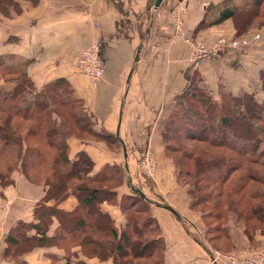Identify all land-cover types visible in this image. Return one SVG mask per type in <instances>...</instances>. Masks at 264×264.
Segmentation results:
<instances>
[{"label": "crops", "instance_id": "0c3cea01", "mask_svg": "<svg viewBox=\"0 0 264 264\" xmlns=\"http://www.w3.org/2000/svg\"><path fill=\"white\" fill-rule=\"evenodd\" d=\"M153 2L9 0L5 12L0 10V58L21 67L37 89L64 80L70 94L89 115L92 129L101 132L99 141L71 137L69 158L84 151L92 163L88 176L114 173L123 179L108 187L110 197L91 206L96 209L93 217L80 201V192H70L55 201L43 198L41 190L35 189L37 195L25 198L26 205H21L22 210L9 229L19 221L35 223L53 207L56 213L46 214L50 220L47 238L59 235V225H71L61 219L73 212L86 222L98 216V221H104L110 230L114 227L121 232L127 228V204L132 201L136 207L145 206L154 222V238L162 250L160 264H213L209 261L210 247L208 250L205 241L207 248L201 244L195 232L194 224L199 223L197 213L190 209L186 192L176 189L170 162L163 157L162 132L178 97L185 95L186 90L208 94L213 101L228 93L241 96L253 92L264 96L259 73L264 67V28L246 33L248 43L239 50L191 62L188 46L175 36V15L182 17L186 36L211 43L219 33H235L231 17L213 22L227 4L223 0H161L154 6ZM235 4L232 5H240V1ZM89 44H98L100 48L104 70L98 81L81 73L75 63L77 50ZM106 142H117L118 146L109 149ZM146 151L155 154L158 173L137 180L133 172ZM133 187L145 193L146 198H135ZM167 189L173 193L170 195ZM165 206L175 209L178 216ZM235 227L238 225L234 222L229 224L234 245L242 243V233ZM26 234L37 235L35 227H28ZM28 249L17 256L26 264L45 260L48 264H63L68 255L53 242ZM73 256L70 264H116L112 257L100 260L96 255L83 263Z\"/></svg>", "mask_w": 264, "mask_h": 264}, {"label": "trees", "instance_id": "16d2710c", "mask_svg": "<svg viewBox=\"0 0 264 264\" xmlns=\"http://www.w3.org/2000/svg\"><path fill=\"white\" fill-rule=\"evenodd\" d=\"M223 1L227 6L219 11L218 18L213 22L219 23L231 17L234 24L236 21L235 37H241L251 29L264 28V0ZM237 1H240V5L233 6ZM5 5L6 2L1 7L4 8ZM241 13L245 16H241ZM257 16L263 17L262 22L255 20L253 28L246 29L247 22L250 20L253 22L252 19ZM259 73L262 80L260 86L264 90V67ZM69 91L65 81L61 79L37 89L21 67L0 58V182L1 180L3 182V178L17 166L25 171L36 169L29 176L33 179L40 176L41 170L45 169L52 174L44 175L43 183L47 187V192L43 198L58 201L70 192H86L88 196L83 200V204L92 206L104 197H110L111 193L108 186L91 188L85 185L86 183L101 185L106 180L119 182V178L121 181L122 177L114 173L100 177L88 176L92 163L84 151L77 152L73 158H69V137L83 138L84 134L95 137L101 135V132L92 129L89 115L83 111L80 101ZM55 104L62 105L64 111ZM175 107L169 121L165 123L164 133L173 123L178 134L182 132L184 137L205 142L222 150V153H218L214 149L201 148L192 159L195 169L191 177L199 181L203 178L212 185L210 192L202 195L205 200L215 199L212 201V207L206 209L208 216L221 221L219 217L225 206L226 211L234 210L235 218L245 224L248 219L264 221V96L253 92L243 93L241 96L228 93L226 96H220L218 101H213L208 94L201 92L196 94L186 90L185 95L178 97ZM63 112L67 115L65 116ZM70 128L73 129L72 132L69 131ZM186 175L190 176L189 173ZM73 179L76 181L73 182ZM196 179L195 185H198L199 181ZM133 192L134 197L139 198V194ZM192 203L195 204L194 199ZM133 204L132 201L127 204L128 225L121 232H117L114 227L110 230L108 224L98 221V216L94 217L96 222L92 226L93 229L89 228V222L73 212L61 219L72 224L67 227L59 225V235L54 234L52 236L54 239L46 236L50 221L46 214H55L56 210L53 207L48 208L47 212H44V218L39 217L37 222L31 224L19 221L11 230V234L5 235L13 244L9 251L21 252L22 249H18L20 244H17L16 239L19 236L20 242L25 240H28V243L33 242L30 246L53 242L63 250L64 244L72 246L74 243H80L83 248L95 250L99 258L109 252L112 260L113 258L117 260L116 264L120 258L122 263L124 261L125 264H132L125 249L139 242L141 245L148 244L154 254L157 253L158 264L162 250L158 248L157 240L154 238L156 234L154 222L149 214L143 218L137 214L133 215L131 211ZM142 204L145 205V202ZM142 208L147 210L145 206H137V213ZM93 211L96 214L95 207ZM30 226L35 227L37 235L27 236V228ZM226 227L223 221L217 224L219 232ZM248 229L247 233L252 236L254 225ZM93 230L96 233L93 237L87 235ZM77 232H80L81 237L74 236ZM201 244L204 245L202 241ZM207 249L209 250V247ZM17 256L9 264H26ZM2 259L6 261V258ZM70 261L71 254H68L63 264H70Z\"/></svg>", "mask_w": 264, "mask_h": 264}, {"label": "rangeland", "instance_id": "374dc122", "mask_svg": "<svg viewBox=\"0 0 264 264\" xmlns=\"http://www.w3.org/2000/svg\"><path fill=\"white\" fill-rule=\"evenodd\" d=\"M5 2L9 4L8 3L9 0H0L1 12H5L3 10H5L6 7L5 6L4 8L1 7V5L4 4ZM240 15L245 16L242 13ZM176 16L177 15H175V19H174V32L176 31L180 32L179 34L180 38L183 39L182 41H184V43L189 48L188 61H190L189 56L193 48L198 50V48H201L203 46L212 47V45L217 44V42L230 43L234 41L235 42L239 41L241 39H245L248 41L246 37L247 34L242 35L241 37H235L234 35L230 36L222 32V33H219L218 36L211 43L205 42V40L199 37L198 38L190 37V43H188V41L185 38L186 33L184 31V26L180 25L179 22H176ZM252 20L253 22H251V20L250 22H247L245 26L246 29L247 28L249 29V27H252V25L255 23V20H259L260 22H262L261 20H263V17L257 16ZM258 24H261V23H258ZM232 27L234 30L235 28H237L236 21L234 24L233 19H232ZM92 45L94 44L85 45L83 47H89ZM81 48L77 50V53ZM77 53H76V58H75L76 67L81 73H84L83 69L80 68L79 64L77 63ZM90 78L94 80V78L92 77ZM187 102H189V100H187ZM55 106L60 107L61 111H64V108H62V105L55 104ZM63 113L65 114V116L67 115L66 112H63ZM175 128H176L175 124L171 123V126L168 128L169 130L165 133L162 132L163 133L162 147L164 151L163 157L166 158L167 162L168 161L170 162V165H171L170 170H171V174L175 177L176 189L182 192L183 191L186 192V194L189 196L188 200L190 204V209H192L193 211L195 210V212L197 213L199 223H195L194 227H195V232L199 236L198 238L202 242L204 240L207 246L210 247V250L217 251V252L219 251L220 253H225L227 257L226 259L231 262L235 261V264H256L257 258L260 257L262 255V252L264 251V229H263L264 221L261 220L260 222H256L254 220L248 219V221L245 224L243 221H240L237 218H235L236 215H233L235 214L234 210L226 211V209H224L225 206H223L224 208H222V212L219 217L221 221H219L218 219H214L211 216H208V214L206 213V209L212 207V201H215V199L205 200L203 199L204 197L202 198V195L204 196L205 193L210 192V188H212L211 187L212 185L208 183L209 181L203 178H202V181L201 180L199 181V179L197 180L196 178L193 179V177H191L195 169V166L193 164L194 161L192 159L195 157L196 154H198L199 151H201V148L209 149V150L214 149L218 153L219 152L222 153V150L220 148L210 146L206 144L205 142H200L192 138L184 137V135H182V132L181 134H178V131ZM21 131H23V129ZM69 131L72 132L73 129L70 128ZM71 137H75V136H71ZM71 137H69V139H71ZM80 138L82 139V137ZM83 138L84 139L87 138L90 140L97 139L99 141L97 137H92L88 134L87 135L84 134ZM106 144L109 147V149H113L114 147L117 148L118 146L117 142L116 143L106 142ZM73 145H76V143L73 142ZM151 153H152V157L154 158V162H155L154 169H153L154 172L152 174H146V173L143 174L141 170L139 169V159H140L139 158L137 160V165L135 166V171L133 172L134 173L133 175L134 177H136L137 180L143 179L144 177H152L158 173V166H159L158 163L159 162H157L155 154L153 152ZM119 157H122V156H119ZM22 167H25V166H22ZM35 170L36 169L25 171L23 168L21 170L19 166H17L12 171H10L8 175H6L3 178V182L2 180L0 182V264H9L10 261L14 259L17 256V254H19V252L9 251L11 250V247L13 244L10 243L8 239L5 238V235L11 234L12 231L11 229H9L10 225L11 223H13V221H15L18 215V211L22 210L21 208L24 205H26L25 198L29 197L30 195H31L30 197L36 196L37 194L34 192L35 189L39 191L41 190V192L44 195L47 192V187L43 183L45 180L44 175H48V174L50 175L52 174V172L45 171V169H43L41 170L42 173H40V176L38 175L36 179H33L32 177L30 178L29 177L30 174L35 172ZM186 173H189L190 176L186 175ZM20 177L23 178L22 180L23 183H21ZM195 179L199 181L198 185H195V182H196ZM75 181L76 179H73V182ZM119 182H120V178H119ZM119 182H116V181L111 182V181L106 180L101 185H98L97 183L96 184L86 183L85 185H89V187L91 188L101 187V186L114 187ZM121 182H122V179H121ZM166 191H168L170 195L171 193H173L171 189H167ZM78 196L80 198V201L81 200L83 201L88 196V194L84 192V193H79ZM212 196L210 198H212ZM192 199L195 200V204L192 203ZM218 200L221 201L220 198ZM17 201H20V203ZM199 201H202V202H199ZM19 204L20 206L23 204V206L21 207L19 206L20 207L19 209L15 208ZM87 207H88L87 213L88 214L90 213L92 215L91 217H93L94 216L93 208L89 204L87 205ZM132 208L133 210L131 211L133 215L137 214L138 216L143 218L145 217V215L148 214L147 210L143 208L142 210H139V211H142L140 213L139 211L137 213L136 206L133 205ZM87 221H90L89 222L90 227L95 224V221L93 219L91 220L87 219ZM222 221L227 225V227L221 232H219L217 228V224L219 222L222 223ZM232 222L235 223V226L238 225V227H235V230H238L239 232L242 233V237H241L242 243L240 244L234 245L233 240L235 241V239L231 237L232 235H231V230L229 229V224ZM251 225H254L255 227V230L253 229L254 233L252 234V236L247 233V230H249L248 228L251 227ZM94 234L96 233L93 230L87 235H89L90 237L91 236L93 237ZM75 235L76 237H80L79 236L80 234L76 233L74 234V236ZM230 238H232L233 240L231 241ZM16 239H17V244H20V247H18V249L19 250L22 249L21 251L25 250L26 249L25 247H27L28 249L29 246L33 244L32 242L26 245L25 241L20 242L21 238H19V236H17ZM88 242H89V239H88ZM88 242H86L85 245H87ZM63 246H65L64 251H66L68 254H72L74 256L76 255L75 257H77V259L83 263H86L85 262L86 260H89V258L95 257L97 254L95 250L88 249L87 247L86 248L81 247L80 243L74 246L73 245L69 246L68 244H64ZM31 247L28 249V251L31 250ZM125 250H126V253L129 255L130 261H132V264H142V263L143 264H157L156 263L157 253L154 254V252L152 251L151 247L148 244L141 245L139 242H137L136 245L135 244L131 245V248L129 247ZM2 258H6V261H4ZM108 258H111L109 252L106 254H103L100 260H103V259L108 260ZM113 261L114 263H116L117 260L113 258ZM119 263L125 264L124 261L122 263L121 258L119 260ZM40 264H48V261L47 260H45L44 262L40 261ZM158 264L160 263L158 262Z\"/></svg>", "mask_w": 264, "mask_h": 264}, {"label": "built area", "instance_id": "2783aa9c", "mask_svg": "<svg viewBox=\"0 0 264 264\" xmlns=\"http://www.w3.org/2000/svg\"><path fill=\"white\" fill-rule=\"evenodd\" d=\"M178 19V20H177ZM176 22H179L180 25H183V20L180 14L176 16ZM184 33V32H183ZM186 33V32H185ZM180 32L176 31L175 36H179ZM187 35V34H186ZM188 43H190V37H185ZM248 43L247 40L241 39L239 41H234L230 43L226 42H217V44L212 45V47H201L198 50L192 49L189 60L191 62H197L200 59L211 58L213 56H221L225 54L229 50H239L242 46ZM99 46L98 44H94L89 47L81 48L77 53V63L80 68L83 69L84 73L89 77L94 78V80L98 81L104 70L103 62H101L100 54H99ZM154 158L152 157V153L150 151H146L143 156L139 159V169L144 174H152L154 171ZM225 253H220L219 251L210 250L209 261L213 264H235V261H229L226 259ZM256 264H264V251L262 255L257 258Z\"/></svg>", "mask_w": 264, "mask_h": 264}, {"label": "water", "instance_id": "95a60500", "mask_svg": "<svg viewBox=\"0 0 264 264\" xmlns=\"http://www.w3.org/2000/svg\"><path fill=\"white\" fill-rule=\"evenodd\" d=\"M160 2H161V0H154V2H153L154 3V6H158L160 4ZM132 189H133V191L137 192L142 199H145L146 198L145 193H143L140 189L134 188V187ZM165 207L168 210H170L173 214H175V215L178 216L177 211L175 209H173L171 206H165Z\"/></svg>", "mask_w": 264, "mask_h": 264}]
</instances>
